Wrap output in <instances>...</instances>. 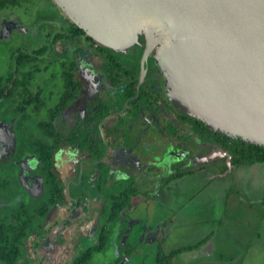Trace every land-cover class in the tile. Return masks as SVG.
I'll return each mask as SVG.
<instances>
[{
    "label": "rangeland",
    "instance_id": "1",
    "mask_svg": "<svg viewBox=\"0 0 264 264\" xmlns=\"http://www.w3.org/2000/svg\"><path fill=\"white\" fill-rule=\"evenodd\" d=\"M66 21H68L66 17L51 0H20L17 6H8L0 9V77L4 79L3 84L9 87V84L5 81L9 73H14L18 79H22L29 72L32 74L26 88L15 90L11 98L1 100L0 102V223L12 222L10 213L14 212L20 205H24L30 214H34V209L46 197L47 185L44 176L40 172L41 161L35 154L29 151L27 144L35 140L51 142V140L43 137L38 123L39 121L47 120L48 110L54 106V101H57L63 92L61 73L62 71L69 70L71 62L76 59L73 55L75 53L77 55L78 53L77 46L79 42H73L72 44L59 42L51 47L47 59L38 58L37 60L25 62L20 64L17 69L14 57L19 53L27 52L30 54L31 51L41 44H47L49 35H55L60 27L63 29V32H66ZM9 23L17 24L21 29L13 28L8 30L7 25ZM5 28L6 30L4 31ZM92 42L93 45L96 44L101 47L94 41ZM94 59L92 55V60ZM57 61L60 65L55 66L57 69L51 70L50 64ZM45 66L49 67L48 71H37V69H45ZM49 71H53L55 76L54 78L51 77V81L48 82L46 89L41 91V81L46 76L49 77ZM38 92L40 101L39 99L37 100ZM29 96L36 97L35 103L28 106L23 114L17 113L16 108L21 107L24 100ZM38 106H41L40 108L42 109L38 110ZM67 114L68 112L62 113L63 116ZM58 126L64 133H68L69 129L67 127H61V124ZM118 148L113 154V156L117 157V165H124V171L128 166L135 168L136 166L132 165L134 163H132L133 155L131 151H127L125 146L118 145ZM206 151L207 153H211V149ZM218 154L222 157L220 158ZM213 155L214 159L212 161L202 162V165L198 164L202 167L197 166L198 168H195V165H190L186 168L193 169L192 171L188 170V174L197 172V177L199 178L198 189H202V193L207 189L212 190V188L214 189L218 186V182L222 187H231L233 186V181H235V186H238L237 179H235L238 170H235L236 173L234 175L230 170L224 171L225 166L222 160L224 156L222 153L219 151ZM79 157L80 154L71 148H60L54 153L53 159V169L58 181L64 188L70 182L69 193L71 192L70 196L74 197L81 193L85 195L87 175L94 168L93 166H91L92 169H88L87 166L82 168L81 178L83 177L84 183L82 182L78 186L81 181V178L80 181L78 178L79 168L77 162ZM139 157L134 153L135 163H137ZM212 166L215 169L211 168ZM112 167H116L115 164ZM146 171L145 169L139 175L141 177V183L138 187L139 191H143V183L147 180L145 176H148L146 174L148 172ZM228 172L229 174H227ZM214 173H216L215 176H212ZM107 175L105 174V179ZM97 176L98 172L92 177L93 179L91 178L90 183L95 181ZM144 177L145 181L142 180ZM187 178H189L188 182H186L188 187L197 182L196 177L189 176ZM163 180L161 187H158L156 192L164 196L176 197L177 190L170 193L167 192L166 189L170 186ZM74 183H78L76 184L77 186H73ZM173 183V187H177L175 181ZM246 189L250 190L249 185H246ZM186 194H183L182 197L186 198ZM62 195V201L51 205L43 215L35 216L32 221V229L34 231L25 239L26 243L24 242L25 245L21 247L20 255L15 264H66L74 254L73 259L80 252L98 242L97 236L100 227L107 226L112 231V237L117 235L122 229V219L116 224L107 222L111 208L100 204V199L93 201L87 198L85 203L82 202V205H86V211L75 210L70 216L73 219L68 221L67 215L72 205H70L71 201L66 196L65 191L62 192ZM141 197L142 195L138 196L135 202L137 203V207L133 211L140 215H148L146 219L142 220L143 225L146 226L142 233L159 235L161 225L168 216H171L174 220H177L175 222L177 226L173 227L172 231L169 230L171 234L170 232L168 233L170 238L173 236V239L181 230L179 223L182 221H178L179 216L185 214L189 209L191 212V205H198L194 202L188 203L184 201L166 204V202L158 200L148 205L139 201ZM168 199L169 197H167ZM194 209L196 210L197 208ZM256 211L238 210L236 216L244 215L246 218L252 219L254 223L259 224L261 217ZM176 213L177 215H175ZM124 215L127 216L129 214L124 212L122 216ZM251 222L245 221L244 223L241 222L234 225L236 235H241V237H232V239L227 241L230 248L221 249L220 247L218 254H226V256L231 258L232 263L235 264H264V234L260 236L262 239L256 238L253 233L255 227H249ZM131 224L127 223L126 229L130 228ZM194 224L195 226H193ZM196 225H198V220L194 219V222L187 225H185L184 221L182 226L186 229L189 228L187 232L189 234L192 230L200 227ZM140 227H142V224H139ZM261 228L262 233H264L263 223H260ZM37 233H41L42 237H38L41 240H37L38 245L33 251L32 243L36 240ZM124 235H119L115 238L110 236L106 248L101 253L94 254L89 264H123L124 261V264H158L155 260V257L158 255L157 251L155 250L154 254V249L147 247L145 241H143V239H146V236L143 239L130 236L123 242ZM140 235L142 236V234ZM195 236H197V233L193 232L189 235V239L194 241ZM149 243L150 245L154 243L153 238ZM125 244H130L132 247L130 253H128L130 255L128 256V262L124 260L128 257L121 250V247ZM167 249L166 246L165 248H161L159 254H166ZM120 255H122L121 261L115 262V259ZM72 260L69 264L72 263Z\"/></svg>",
    "mask_w": 264,
    "mask_h": 264
},
{
    "label": "flooded vegetation",
    "instance_id": "2",
    "mask_svg": "<svg viewBox=\"0 0 264 264\" xmlns=\"http://www.w3.org/2000/svg\"><path fill=\"white\" fill-rule=\"evenodd\" d=\"M66 24L67 33L63 32V29L59 26L60 28L56 31L55 35H49L47 44H41L34 49L41 53L40 55H35L36 57L32 59V61L38 58L47 59L51 47L59 42H68L71 44L73 42H79L77 46L79 54L77 53V55H75V53L73 55L76 59L71 62L68 68L69 70L62 71L61 73L63 82L62 91H64L63 73L66 71L71 72L73 78L78 81L80 86L79 96L59 111L57 107L60 103L62 92L57 101H54V106L48 110L47 120L39 121L38 126L40 123H51L55 126V129L61 133L63 138L68 137L70 139H75L79 134H83V137L86 139L88 138V131L91 132V129L97 128L98 134L95 132V135L100 137L103 144V146H101L103 150L101 158L95 159L96 148L94 149L92 146H86L84 150H81L76 145L68 144L58 147L54 153L60 148H71L80 154L77 162L78 168H80L79 164H82V168L84 166H87L88 169H92L91 166L94 167L87 175L85 195L81 193L76 197L70 196L69 199L70 201L76 200L78 202V207H81L80 203H85L87 198L93 201L100 199V204L109 206L111 209L107 222L116 224L120 222L121 219L123 220L122 229L115 235L116 237L124 235L127 230H129L128 237L136 235V238L143 239V237L147 235L143 234L141 229H139V225L136 224L146 219L148 215H140L133 211V209L137 207V203L135 202L140 195H142V197L139 201L148 205L155 200L166 202V204L175 201H184L188 203H196L199 201V195H201L202 189H198V174L196 171L193 174H188V170L192 171L193 169L186 168L190 165H195V168H198L197 166H201L202 162L212 161L214 159L213 154L219 151L224 156L222 159L225 166L224 171L230 170L233 172V175L236 173L235 170H238V172L246 171L247 173L252 170H264V162L255 164L242 162L236 164L234 162L235 155L231 153L225 145L218 142L213 135L206 132L204 133L198 123L184 120L183 117L187 115L183 114L168 98L164 88V78L155 60L151 57L147 59L144 65V69L146 70L145 76L139 88V95L135 98V87L141 71V49L138 45H134L124 52L115 53L106 48L99 47L96 44L93 45V40H88L89 38L86 37L85 34H79L71 26L69 21H66ZM7 28L8 30L13 28L21 29V27L14 23H9ZM5 30L6 28L4 31ZM59 35H62L64 38L55 39ZM92 55L95 58L94 60L97 61L92 60ZM28 62H30V60ZM56 65H60L58 61L51 63V70L57 69V67H55ZM48 70L49 67L46 66L43 70L37 69L38 72ZM48 75L49 77L46 76L41 81V91L46 89L48 82L51 81V77L54 78L55 76L53 71H49ZM102 78L104 79L102 80ZM131 90L134 92L133 95L129 94ZM38 94L39 92L37 93V100L39 99ZM126 102L127 104L124 106ZM40 107H38V110L42 109ZM63 112H68V114L63 116ZM104 112L105 114L101 116V113ZM98 115L101 117L99 118ZM59 124H61V127H67L69 129L68 133H64L63 130H60ZM208 130L212 132L210 129ZM42 133L43 137L49 139L43 131ZM212 133L214 134L217 132ZM118 145L125 146L127 151H131L133 155L132 163H134L132 165L136 166L135 168L128 166L124 171V165H117V157L113 156V154L114 151L119 149ZM209 148L211 149V153H207L206 151L210 150ZM54 153L52 155L53 159ZM134 153L140 156L137 159V163L134 162ZM105 154L106 156L104 157ZM219 157L221 158L222 156ZM38 158L41 161L40 172L45 178L42 160L40 157ZM113 164H115L116 167H112ZM211 168L215 169L213 166ZM145 169L147 170L146 172H148L146 173L148 176H145L147 180L143 183V191H139L138 187L141 183V177H139V175ZM97 172V178L90 183L91 178L94 177ZM105 174L107 175L106 179ZM215 174L216 173L212 176H215ZM227 174H229V172ZM189 176L196 177L197 182H194L188 187L186 182H188L189 178L187 177ZM145 177L142 179L143 181H145ZM162 179L170 186L166 189L167 192L170 193L177 190L176 197H171L169 195L164 196L156 192L157 188L161 187ZM173 181H175L177 187H173ZM82 182L84 183L83 178H81L79 184L74 183L73 186H77L76 184L80 186ZM70 184L69 182L68 186H70ZM63 188L62 186V189ZM182 193H187L185 196L186 198L182 197ZM66 196L68 197V195ZM167 197H169L168 200ZM123 199L126 200V207L120 210L116 216L112 217V208L120 204V200ZM124 212L129 215L122 216ZM127 223H132L130 225L132 231L130 228L126 229ZM103 230L109 233V237L111 236L112 231H110L107 226L100 227L98 236ZM140 234H142V236ZM38 237H41V235L36 236V240L33 241L32 246L34 243L35 247L38 245V241L41 240V238ZM73 256L69 258L66 264L71 262Z\"/></svg>",
    "mask_w": 264,
    "mask_h": 264
},
{
    "label": "water",
    "instance_id": "3",
    "mask_svg": "<svg viewBox=\"0 0 264 264\" xmlns=\"http://www.w3.org/2000/svg\"><path fill=\"white\" fill-rule=\"evenodd\" d=\"M51 1L101 47L120 53L139 46L135 98L151 57L183 114L212 132L264 147V0ZM81 170L82 164L79 181ZM70 205L68 221L73 211H86L76 200ZM128 236L129 230L123 242Z\"/></svg>",
    "mask_w": 264,
    "mask_h": 264
},
{
    "label": "trees",
    "instance_id": "4",
    "mask_svg": "<svg viewBox=\"0 0 264 264\" xmlns=\"http://www.w3.org/2000/svg\"><path fill=\"white\" fill-rule=\"evenodd\" d=\"M20 0H0V9H3L8 6H17ZM71 24V23H70ZM71 26L79 33L84 34L83 31ZM64 38L62 35H59L55 39ZM92 40V39H88ZM45 50V48H44ZM43 50V51H44ZM40 51L34 50L31 54L29 53H19L14 57V63L16 67L20 64L28 62L29 60L35 59V55H40ZM31 73H27L24 75L22 79H18L14 76L13 73H9L7 78L5 79L7 85L3 84V77H0V102L4 99H9L13 96L14 91L19 88H26L28 86L29 80L31 78ZM63 81H64V91L61 96L60 103L57 107V110H62L65 108L71 101L78 98L79 96V84L73 78L71 72L63 73ZM130 95H133L134 92L131 90L129 92ZM129 96V95H128ZM125 99V98H124ZM36 101V97L29 96L23 102L21 107L16 108L17 113L23 114L28 106H31ZM40 107V106H38ZM58 111V112H59ZM57 114V111H56ZM105 114L101 113V116ZM99 118L101 117L98 115ZM184 120L187 122L198 123L203 132L209 133L213 135L218 142L225 145L231 153L235 155L234 162L236 164L246 162L250 164L255 163H263L264 162V147L254 145V144H246L240 141V139H232L228 138L225 135H220L218 133L210 132L201 121H197L191 117L184 116ZM40 129L44 132L46 137L51 139L50 143L42 142L40 140H35L28 143V149L35 153L38 157L41 158L43 163V171L45 173L46 185H47V194L46 197L38 204V206L34 209V214H30L28 209L24 205H20L14 212L10 213L12 222L10 223H0V264H15L17 261L21 247L24 246L25 239L28 235L34 231L32 229V221L35 216L43 215L48 208L56 202H60L63 198L62 196V185L59 183L56 173L52 169L53 158L52 155L54 151L60 146H66L68 144L76 145L81 150H84L86 146L96 148L95 151V159L101 158L103 155V150L101 149L103 146L102 141L98 135H95V132L98 134L97 128L91 129V132L88 131V138L85 139L83 134L77 135L74 139H70L68 137L63 138L61 133H59L55 126L51 123L49 124H39ZM92 142V144H91ZM83 178V177H82ZM1 186V184H0ZM127 205L126 200H120V204H117L114 208H112V217L116 216L117 213L125 208ZM39 236L40 234L37 233ZM109 240V233L106 230H103L98 238V242L95 246L88 247L84 251L80 252V254L72 260L71 264H89L91 261L92 255L94 252L103 251ZM132 247L130 244H126L123 247V253L128 257ZM178 251H173L172 253L165 255L159 254L156 256V262L158 264H172V258L176 255ZM122 255L117 257V262L121 261Z\"/></svg>",
    "mask_w": 264,
    "mask_h": 264
},
{
    "label": "crops",
    "instance_id": "5",
    "mask_svg": "<svg viewBox=\"0 0 264 264\" xmlns=\"http://www.w3.org/2000/svg\"><path fill=\"white\" fill-rule=\"evenodd\" d=\"M235 179H237L238 186H235V181L231 187H222L218 182L216 188L207 189L201 194L199 201L196 202L198 205L190 206L191 212L189 209L185 214L178 215V221H182L179 223L181 230L174 239L173 236L170 238L168 233L177 226L175 224L177 220L168 216L161 225L159 235H146V239H143L146 246L150 249L153 248L154 254L155 250L158 253L165 246L168 248L165 255L178 251L172 258V264H235L226 254H218V249L220 247L221 249L230 248L227 241L237 236L234 225L252 221L244 215L237 217L238 210H257L256 212L261 217L260 220L258 219L260 222L258 224L252 221L249 227H255L253 233L256 238L262 239L260 236L264 233H262V228L260 229V223L264 224V170H252L249 173L246 171L238 172ZM245 184L249 185L251 191L246 189ZM194 219L198 220L196 226L200 227L187 234L189 228L183 227V222L185 221V225H187L194 222ZM193 232L197 233V236H195L194 241H191L189 235ZM237 237H241V235ZM152 238L154 243L150 245L149 241ZM122 249L123 247H121ZM101 252H94L91 260L94 254ZM115 262H117V258Z\"/></svg>",
    "mask_w": 264,
    "mask_h": 264
}]
</instances>
